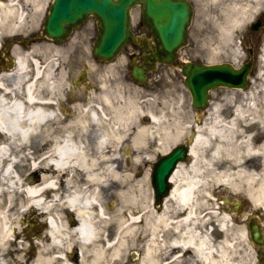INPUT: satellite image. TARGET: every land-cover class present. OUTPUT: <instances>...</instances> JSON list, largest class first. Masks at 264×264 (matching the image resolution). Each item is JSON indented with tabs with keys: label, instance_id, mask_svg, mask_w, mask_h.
<instances>
[{
	"label": "bare ground",
	"instance_id": "6f19581e",
	"mask_svg": "<svg viewBox=\"0 0 264 264\" xmlns=\"http://www.w3.org/2000/svg\"><path fill=\"white\" fill-rule=\"evenodd\" d=\"M257 2L261 4L264 0ZM28 6L39 9L40 2L36 0L33 5L31 0H0V32L2 28L14 31L15 28L26 27L30 22V13L25 12ZM229 29L231 33L234 31ZM32 53L15 46V69L0 75V264H10L12 257L19 264H49L48 260L40 257V253L33 262L29 260L28 251H32L33 244L41 245L28 243L27 229L22 219L19 223V216H25L33 208L47 214L51 212L53 205L43 198L45 189L55 190V178L69 159L73 158L77 166H85L86 150L82 141L76 142L71 135L63 139L49 136L52 145L40 162L52 165L53 174L47 175L44 171L42 182L32 186L24 182L19 169L28 158L29 136L48 128L52 121L57 123L56 118L59 117L52 98L45 99L43 94L59 91L65 84L61 81L67 80L65 74L53 73L54 60L42 66L32 58ZM121 87L114 91L102 81L100 93L91 96L89 102L80 108L79 120L71 128L86 123L87 119L89 124L100 127L96 148L99 153L96 160L92 158L97 168L93 172L87 169L86 174L91 182L94 179L96 184L102 185L107 183L110 174L113 187H118L113 190L114 195L121 199L124 209L108 216L104 203L99 200L98 189L94 188L87 196L76 190L68 195L67 202L77 211L80 223L76 227H68L53 214L49 218L52 242L56 245L71 241L77 243L83 264H127L128 249L137 244H142L143 255L132 264H183L182 259L187 264H230L226 249L233 245L230 241H222L218 230L213 233L210 222L214 220L223 233L232 223L236 224L238 237L248 242L249 237L246 228L235 222L231 213L220 211L219 202L211 191L223 186L232 190L243 189L253 203L264 208V140L257 143L254 135L243 134L248 128L258 125L264 130L263 99L253 93L248 106H237L232 118L226 121L224 110L234 102L230 98L225 104L215 106V113L207 118H210L208 122L196 125L197 135L190 149L191 160L178 166L172 176L173 189L162 208L158 209L152 208L150 202L145 203L144 191L143 198L135 194L140 188L139 183L126 184L127 175L116 165L120 157L117 147L133 128L132 144L138 152V160L143 143L166 123L162 113L152 110L153 105L144 109L133 97L124 101ZM114 96L117 97L115 102ZM108 113L109 117L106 116ZM179 136L180 131H168L166 138H159V150L167 151L171 146L170 139L174 142ZM103 157L105 162L100 170L96 162ZM40 162L32 160V168L39 167ZM20 191L24 195L22 199L18 197ZM90 205L96 207L99 220L114 229L112 238L106 226L100 230L98 221H93ZM142 222L149 230L148 238L139 234ZM69 247L65 245L63 250L67 251ZM237 249L238 252L245 246H237ZM89 253L91 256L87 258ZM185 253L190 254L185 258ZM136 255L134 253V257ZM60 257L66 261L64 255Z\"/></svg>",
	"mask_w": 264,
	"mask_h": 264
},
{
	"label": "flooded vegetation",
	"instance_id": "af4514ba",
	"mask_svg": "<svg viewBox=\"0 0 264 264\" xmlns=\"http://www.w3.org/2000/svg\"><path fill=\"white\" fill-rule=\"evenodd\" d=\"M193 4L194 10L196 12L197 2L202 3H214L215 0H190ZM251 0H249L250 2ZM49 4L47 5L48 12ZM45 13V14H46ZM44 18V17H43ZM44 20V19H43ZM42 20V22H43ZM264 24V19H263ZM85 31L83 36H80L75 39L70 45L64 46L73 40L74 34L82 30ZM97 32V21L93 16H89L85 23H83L78 29H76L72 35L69 37L67 41L64 43H56L50 38H45L47 43L46 45L50 47L53 53H57V58L55 61V66L53 71L55 73L59 72H68V74L72 75L71 79L65 80V84L59 88V91L51 92L46 91L43 94V97L47 99L48 97L52 98L51 102L55 106L58 116L56 118L57 123H50L49 127L43 129L40 132H36L34 135H30L27 140V150L25 163L28 169L25 172L24 182L25 184L32 186L33 184L41 183L43 180V175L46 172L47 175H52L54 169L52 165H45L42 161L46 156V152L49 146L52 145V142L49 141V136L51 138L60 137L63 139L66 135H71L76 142L82 141L83 147L86 150L84 162L85 166L80 167L76 165L75 160L69 159L62 169L59 172L58 176L55 178V190L51 188H46L43 193V198L49 205H53V210L51 212L43 213L39 211L41 214L42 223V238H44L43 242L46 244L43 248H41L42 259H46L49 261V264H83L81 262V253L77 243L74 241L69 242V244L65 243L64 245H56L54 244L50 238V224L49 218L52 215H56L59 220H62L64 224L68 227H76L80 223V218L75 209L70 207L67 202V197L74 191H80L85 196L92 193L94 190H99V200L101 203H104V206L107 211V215H112V203H113V185L111 175H108L107 183L105 185L96 184L94 179H91L92 182L88 179L86 174V170L93 172V169H96L97 166L94 165V161L92 158L96 157L99 151L96 150L97 144L99 141V126H95V124L88 123V119L86 123H83L76 128H71V125L74 122L79 120L80 108L83 105H86L91 96L97 95L100 93L102 86H97L98 82V74L110 68L112 65H117L118 60L120 59V69L126 71V75L129 76L131 72V68L136 64L144 63V48L138 43H133L132 45L125 48L124 54H122L116 61L114 62H103L101 60L96 59L93 54V45L96 39ZM136 32L138 35H148L149 29L142 26V22L136 25ZM31 38L27 41L38 39V32L33 33ZM244 46L246 48L247 57L251 59L255 57L258 53L259 48V39L256 38V32L249 31L246 36H244ZM29 43V42H28ZM15 44L12 42L11 45L9 43L3 45L0 48V71L9 69L13 65V56L11 54L12 48ZM148 52V50H147ZM12 56V57H11ZM179 59V56H178ZM191 61L190 59H184L181 57V63H186ZM169 67L166 64L159 63L157 65V70L161 72V69ZM117 70V68H116ZM3 73V72H2ZM105 115V112L103 113ZM107 117L110 116V113L106 114ZM105 119V117H103ZM258 142L263 141L264 136H261ZM147 150L152 151V145L147 144ZM155 150V149H154ZM108 158L110 157V153L112 152V147L109 149ZM118 155L120 156L117 159V166L120 170L126 171L127 174L133 175L135 174V178L142 179L147 181L149 187H152V171L154 170L155 163L159 157L160 152H155L154 155H143L136 159V155L138 152H132L131 160H129L128 155H126V151L123 149L119 150ZM125 153V154H124ZM36 158V160H35ZM40 162L39 167L32 168L31 161ZM105 157L100 160H97L96 164H99L98 168L101 170L104 166ZM46 169L48 171H46ZM45 171V172H44ZM131 171V172H129ZM124 173V172H123ZM133 180L134 177L132 176ZM132 180V181H133ZM96 184V185H95ZM57 198V200H56ZM251 200L242 198L238 204H232L237 211V220L241 221L242 216L247 218V226H249L251 231L254 233H259L261 237H264V212L257 211V209L251 206ZM150 204L155 208H162L163 205L160 203H156V200L151 199ZM90 211L92 213L93 221H98L99 229H103V226L106 228L107 233L112 238L114 231L110 224H105L101 220H99V216H97V209L94 205H90ZM31 210L28 213V216L31 215ZM50 211V210H49ZM31 218V217H30ZM34 219H27V225L30 228L33 224ZM142 229L139 231V234L146 236L148 238L149 230L145 229L144 222L141 223ZM104 228V229H105ZM253 236V235H252ZM32 238V236H31ZM251 244V254L245 252V258L237 255L238 259H236L235 264H264V241L260 243L254 244L250 241ZM75 244V245H73ZM70 246L67 251L63 250L64 246ZM139 258L134 257L133 252H131V256L136 259H140L143 255V247L142 244L139 247ZM63 250V253L61 251ZM184 254L183 252H181ZM32 254V253H31ZM190 253H185V258L189 256ZM66 258L65 262L62 261L61 257ZM91 256V253L86 255L87 258ZM247 257V258H246ZM36 258V257H35ZM128 260V259H127ZM33 262V260H30ZM183 264H187L184 259H182ZM85 264H91L90 262H86ZM127 264H132L129 262Z\"/></svg>",
	"mask_w": 264,
	"mask_h": 264
},
{
	"label": "rangeland",
	"instance_id": "374dc122",
	"mask_svg": "<svg viewBox=\"0 0 264 264\" xmlns=\"http://www.w3.org/2000/svg\"><path fill=\"white\" fill-rule=\"evenodd\" d=\"M50 1L51 0H38V2H40L39 9L38 8L33 9L29 6L25 8V12L30 13V17H29L30 22L28 25H26V27L15 28L14 31L5 30L4 28H2L0 32V47H2L1 44L5 45L9 43L11 45L12 42L13 43L16 42L14 44H16V46H20L23 49V51L27 53H32L33 50L39 48L38 51H35L31 54L32 58L37 59L42 66L54 60L53 67L51 68L53 71L55 62H57L55 61L56 59H54L55 57L57 58V53H53L50 47L46 45L47 43L46 39L43 40L35 39L34 41L33 40L29 41L28 44L23 43V40H29L31 38L30 36L34 32L37 33L41 30L42 20L43 17H45V13L47 11V5L50 3ZM31 2L34 5L36 0H31ZM197 8L198 9L196 10L193 19L194 21L190 27L189 44L186 48H184L181 51V56H185L186 58H190V59H200L204 62L231 61L234 59L237 63H239L238 59L242 61L245 56L243 51L241 52L240 45L243 46V43L239 42V38L242 34L243 35L246 34L247 27L251 23L250 21H253L255 18L259 17L260 13H264V2L258 4L257 0L255 1L251 0L250 2L249 0H215L214 3L209 2V3L200 4L199 2H197ZM140 16H141L140 10L138 8L134 9L133 11L134 27H136L137 23H139ZM229 28H233L234 31L231 33V30ZM84 33L85 31H83V29L77 31L74 34L75 36L73 40L64 46L70 45L72 42L75 41L76 38L83 36ZM259 36L261 38V42H260L259 53L257 55L256 66L251 76L252 78L251 86L243 91L228 89V88H219L213 91L211 101L208 105L206 112L202 116V121L200 124L206 123L210 120V118L209 120L207 118L210 117L212 113H215L214 108L216 105L225 104L227 100L230 98L234 99V102L229 104L230 108L227 107V109L224 110L225 113L224 116L226 121L232 118L233 116L232 111L234 106L236 107L248 106V103L251 102L250 97L253 93L259 94L264 101L263 98L264 32L260 31ZM240 41L244 42L243 39H241ZM29 66L30 68L33 67L31 61H29ZM45 68H47V66ZM14 69L15 66L3 70L2 72L9 73ZM179 71L180 70L178 68L167 67L161 69V72L159 71L158 74L152 73L151 83L149 87H145V88H140L135 86L132 79H130L126 75V71L120 69V66H117V70L106 69L105 71L99 73L98 76L101 81L100 86H102V81H105L109 87L114 89V91L117 90L118 86H123L121 88H122L124 101L127 100L129 97H133L136 100H138L139 104L144 109H147L151 104L153 105V107H151L153 111L162 113L163 120L169 119L168 125L162 127L163 130H165L169 126V130H172V132L180 131V135H181L179 136L177 141L171 142L172 138L170 139L169 145L174 146L182 141L180 139L181 137H183V135L186 134V132L187 134H189V124L191 125H194L196 123L198 124L197 122L198 118L196 116V113L198 112L192 106L191 94L188 91V89L185 87L184 77L183 75L180 74ZM2 72L0 71V75L3 74ZM53 73L55 75L65 74V76L68 77V80L73 77L72 75L68 74V72L66 71L59 72L58 74L53 71ZM61 82L64 83L65 81H61ZM114 97H115L114 99L115 102L117 100V97L116 96ZM192 128L194 129L193 126L191 127V129ZM132 130L133 128L131 129V131ZM131 131H129L128 133H130ZM256 133H261L264 136V130L261 129L259 125L248 128L243 134L244 136H248V135L255 136ZM153 136L154 135H152V137ZM153 140L154 138L151 139L150 137V139L148 138L143 143L144 146L141 147L142 153L140 157H142L144 154L154 155L155 152L159 151L160 146L157 145L156 142L153 143ZM239 141L240 139L238 140V142ZM147 143L152 144V149H151L152 151L146 149ZM241 150L243 149L241 148ZM128 155H131V153H129ZM25 167H26V163L24 162V166L19 169L20 173H22L23 176H25V172L28 169V167L26 169ZM123 172L125 175H127V177H129L127 179L129 182L133 184L139 183L140 188H138V190L135 191V194H140L143 198L142 193L144 191L146 193V201L149 202L151 188L149 187L147 181H144L145 180L144 178L142 179L135 178V174H133L132 176L134 177V179L139 181L132 182L133 178L129 176L126 173V171ZM128 181L126 184L129 186ZM117 188L118 187L114 186L113 190L115 191ZM211 192L212 195L217 200L218 199L222 200L224 197L230 200H236L241 197H245V198L248 197L246 195V190L243 189L232 190L231 188H226L224 186L217 187L215 190H212ZM18 197L21 199L24 197L22 191L18 192ZM113 203H114V208L112 215L118 214L119 212L122 211V209H124V205L122 204L121 199L118 198L116 195H114V192H113ZM120 208L121 210H119ZM253 208L261 212L263 210L260 204L254 205ZM220 211L228 212V210L224 208ZM30 213H31L30 216H28V213L25 216H19V223L21 219L24 221V223L27 222L28 218L36 219L34 225L29 230L30 236H32V238L34 239L33 242L39 243L41 245V247H39L36 244H33L34 246L33 253L32 254H30V252L28 253L30 260L32 259L34 261L35 257H37V254L39 253L44 254L41 253V248L46 246V244L43 242L44 238H42L43 234H42L41 224L39 223L41 217L39 211L37 209H32ZM222 214L223 213H221L220 216ZM231 215L234 218L232 213ZM236 221L237 220H235V222ZM211 224L214 226L212 229L214 233L216 232L218 226L214 220L210 222V225ZM241 224H243L242 221ZM244 227L246 228V226ZM112 230L114 231V229ZM218 230L220 232L219 235L220 239L222 241H230L231 244L233 245V247H229L226 249V256H229L228 258L230 259L229 261L230 264H235V261L236 259H238L239 256L245 258V254H244L245 252L251 254V249H250L251 244L248 242V240L238 237L237 235L238 230L236 224L232 223V225L228 227V231L226 233H223L219 228ZM237 246H243V247L245 246V249H241L237 252L238 250ZM139 247L140 245L138 244L130 247L128 249L127 256L125 257V259L127 258L130 263H136L140 255L137 256L138 258L134 259L130 254L131 252L138 253V251L140 250ZM238 253L239 256L237 257ZM10 264H19V263L15 261L14 258L12 257ZM223 264L226 263L223 262Z\"/></svg>",
	"mask_w": 264,
	"mask_h": 264
},
{
	"label": "water",
	"instance_id": "95a60500",
	"mask_svg": "<svg viewBox=\"0 0 264 264\" xmlns=\"http://www.w3.org/2000/svg\"><path fill=\"white\" fill-rule=\"evenodd\" d=\"M137 5L141 6L143 24L150 28L155 47L149 44L152 54L146 57L147 63L135 66L131 75L138 83L148 85L147 73L152 70L155 60L173 63L178 50L188 42L193 15L188 0H55L46 19L43 36L62 42L87 16L93 14L99 20L94 53L99 59L113 60L127 44L137 39L131 30V10ZM251 66L247 63L241 69H235L231 64L193 62L184 65L185 84L191 91L194 106L203 109L207 105L209 91L220 86L245 88ZM188 151V147L179 145L155 169L157 198L168 194V177L179 161L186 160ZM253 236L259 242V234L254 233Z\"/></svg>",
	"mask_w": 264,
	"mask_h": 264
}]
</instances>
